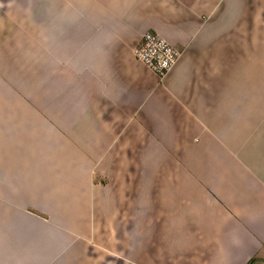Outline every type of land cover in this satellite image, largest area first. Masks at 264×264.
Segmentation results:
<instances>
[{
  "label": "crops",
  "instance_id": "1",
  "mask_svg": "<svg viewBox=\"0 0 264 264\" xmlns=\"http://www.w3.org/2000/svg\"><path fill=\"white\" fill-rule=\"evenodd\" d=\"M0 264H264V0H0Z\"/></svg>",
  "mask_w": 264,
  "mask_h": 264
},
{
  "label": "built area",
  "instance_id": "2",
  "mask_svg": "<svg viewBox=\"0 0 264 264\" xmlns=\"http://www.w3.org/2000/svg\"><path fill=\"white\" fill-rule=\"evenodd\" d=\"M133 57L141 62L159 79L168 75L180 58L181 51L156 32H145L133 48Z\"/></svg>",
  "mask_w": 264,
  "mask_h": 264
},
{
  "label": "rangeland",
  "instance_id": "3",
  "mask_svg": "<svg viewBox=\"0 0 264 264\" xmlns=\"http://www.w3.org/2000/svg\"><path fill=\"white\" fill-rule=\"evenodd\" d=\"M139 43V42H138ZM133 51V50H132ZM132 55H133V53H132ZM136 60V59H135ZM147 68V67H146ZM148 69V68H147Z\"/></svg>",
  "mask_w": 264,
  "mask_h": 264
}]
</instances>
